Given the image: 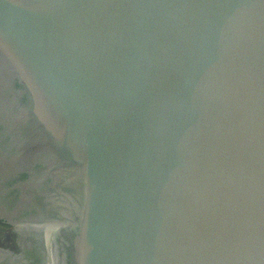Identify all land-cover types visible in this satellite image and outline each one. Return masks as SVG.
<instances>
[{"label":"water","instance_id":"obj_1","mask_svg":"<svg viewBox=\"0 0 264 264\" xmlns=\"http://www.w3.org/2000/svg\"><path fill=\"white\" fill-rule=\"evenodd\" d=\"M1 226L0 264H264V0H0Z\"/></svg>","mask_w":264,"mask_h":264},{"label":"flooded vegetation","instance_id":"obj_2","mask_svg":"<svg viewBox=\"0 0 264 264\" xmlns=\"http://www.w3.org/2000/svg\"><path fill=\"white\" fill-rule=\"evenodd\" d=\"M10 234H11L10 229L3 226L0 227V236H3V238L6 239L11 236Z\"/></svg>","mask_w":264,"mask_h":264}]
</instances>
